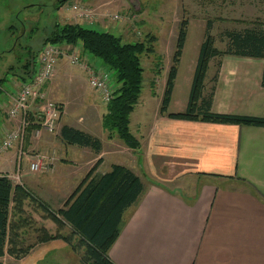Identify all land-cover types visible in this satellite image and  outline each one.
<instances>
[{
	"label": "crops",
	"instance_id": "1",
	"mask_svg": "<svg viewBox=\"0 0 264 264\" xmlns=\"http://www.w3.org/2000/svg\"><path fill=\"white\" fill-rule=\"evenodd\" d=\"M8 9L6 14L12 17L13 10ZM85 23L88 22L80 24ZM186 43L187 35L169 112L183 111L188 99L197 56L187 65L180 81ZM214 59L208 65L204 90L207 93L213 88L211 110L264 117V59L223 55L218 59V68L212 63ZM216 72V80L211 81ZM165 80L160 82L162 89ZM179 82L182 91L178 89ZM50 89L51 86L46 88L47 93ZM179 91L181 99L176 97ZM160 100L158 96L155 110L147 120L135 124L139 149L135 151L125 145H118L117 149L110 143L111 154L121 150L118 160L101 170L103 159L95 170L104 173L112 164H121L139 176L145 186L138 201L124 212L119 234L108 250L109 257L116 264H264V127L170 118L159 113ZM175 105L181 110L173 109ZM63 124L67 123L61 120L56 131L59 140ZM43 136V146L49 148L46 143L49 136ZM100 140L102 149L97 156L104 158V143ZM112 140L114 137L108 142ZM14 151L3 159L11 168L0 169V173L13 170ZM141 161L143 171L152 168L150 171L158 178L142 179L138 171ZM58 169L68 170L69 166L61 162ZM87 171L75 174L74 178L79 179L76 182L71 178L74 174L48 177L40 172L32 174L22 165L20 182H12L24 185L56 210L63 207ZM24 208L49 233L56 232L55 223L34 211L29 200ZM69 232V225L60 231L64 235ZM27 237V243H34L32 232ZM75 239L76 235L73 244ZM83 253V246L74 247L56 238L35 243L21 258L5 252L0 260L1 264H85Z\"/></svg>",
	"mask_w": 264,
	"mask_h": 264
},
{
	"label": "trees",
	"instance_id": "2",
	"mask_svg": "<svg viewBox=\"0 0 264 264\" xmlns=\"http://www.w3.org/2000/svg\"><path fill=\"white\" fill-rule=\"evenodd\" d=\"M211 27L212 21L207 19L186 107L180 112H169L168 106L188 28L187 18H182L179 22L159 113L176 119L264 127V117L212 111L213 88L204 93L205 77L211 59L221 58L223 55L264 59V25L255 22L252 26L239 30L225 29L222 32L225 38L224 49L215 46ZM6 29L12 41L17 39L18 33L21 36L24 32L25 35V30L23 28L20 30L21 28H17L15 24H10ZM42 30L46 29L42 27ZM30 31L33 33L32 28ZM154 40V36L147 34L143 40L128 42L107 30H98L80 23L54 21L36 50L28 44L20 46L21 54L16 57L17 64L10 65L6 72L4 71V75L11 72L17 75L22 83L28 82L36 72L37 57L43 46L46 44L79 46L81 53L99 59L101 66L114 74L115 89L102 117V126L107 130L108 138L115 135L127 147L136 151L140 147V142L130 131V114L142 90L141 55L154 52ZM2 57L4 55H0V58ZM219 63L220 61L217 62V68ZM216 74L217 72L212 80H216ZM3 81L4 77L0 78V83ZM262 84L264 85V71ZM59 136L65 144L87 147L96 154L101 152L100 138L82 129L63 124L59 128ZM101 160V157L97 159L70 193L63 207L56 210L51 209L24 185L14 183L7 174L0 173V258L5 252L14 258H21L35 243L60 238L74 247H84L81 258L85 264H116L109 257L108 250L119 234L124 212L138 201L145 186L139 176L121 164H112L104 173L96 172ZM26 200L31 202L34 211L41 212L43 218H49L55 223L54 234L38 224L25 210ZM67 225L70 232L66 235L61 234L60 231ZM30 232L34 234V243L26 242ZM74 235L77 236L76 244L72 243Z\"/></svg>",
	"mask_w": 264,
	"mask_h": 264
},
{
	"label": "rangeland",
	"instance_id": "3",
	"mask_svg": "<svg viewBox=\"0 0 264 264\" xmlns=\"http://www.w3.org/2000/svg\"><path fill=\"white\" fill-rule=\"evenodd\" d=\"M56 1L0 0V55H4V57L0 58V78L4 77L3 83H0V125L14 127L17 124V121L9 120L6 111L8 109L9 96L13 97L18 92L21 83L17 75H13L11 72L4 75V71L6 72L10 65L17 64L16 57L21 54L20 46L28 44L32 46L33 50H36L54 21L60 23L86 22L75 16V12L71 10L72 5L83 4L97 13L93 22L85 23V26L110 31L120 36L123 41L134 42L143 40L147 34L155 37V42L153 43L154 52L141 55V64L143 66L142 90L139 100L130 114L129 127L134 136H138L135 124H141L143 119L147 120V117L152 115L158 96H162L163 89L160 82L164 81L167 76L168 70L166 68L171 64L177 28L182 18H187L188 28L187 43L179 73L180 81L185 75L187 65L198 54L207 19L212 21L210 31L215 37V46L218 49L225 48V38L222 35L225 29L239 30L252 26L255 22H260L264 25V0H67L58 9L55 8ZM9 7L13 10L14 15L12 17L6 14L10 10L8 9ZM109 14H117L119 19H111L108 16ZM10 24H15L17 28H21L20 30L23 28L25 35H23L24 32L22 31L23 36L18 33L15 41L9 39V33L6 28ZM36 27H39V29L37 30ZM42 27L46 30L43 31ZM31 28L33 33L30 31ZM14 45H17V47ZM78 47L74 46L70 47V49L64 47V50L68 53L76 50L80 55V62L88 63L89 67L93 68L92 65L95 63L101 64L99 59L87 53L84 55V52L81 54V48L79 47V49ZM10 49L14 51H10ZM218 59L220 58H215L212 61L214 66L217 65ZM18 72L19 68L17 67L16 73ZM110 80L111 89L114 90L115 83L112 72H110ZM210 80L212 81V79ZM49 86L52 89L47 93L46 88ZM179 86L178 89L182 91L181 82H179ZM181 91H179L178 95L176 94L179 99L182 97ZM45 92V99L59 104L62 107V113L54 124L52 131L43 130L37 138L31 137L29 134L24 136L21 144H23L25 155H22L21 167L22 165L28 167V160L25 156L33 152H41L47 155L49 166L40 174L48 177L59 176L62 173L67 176L74 174L71 176V178H74L76 177L75 174L82 175L84 171H87L88 168L90 169L95 164L99 156L89 148L61 144V140L56 135L61 120L101 137L100 139H102L105 149L104 158H101L102 160L104 159V163L100 167L101 170H106L112 162L118 160L121 150H117L115 155L111 154L109 152L110 143L118 147L117 149L125 144L115 135L113 136L114 140L108 142V139L110 140L111 138H108V132L102 126V117L106 112L107 103L103 100L99 91L90 87L88 70L79 64H71L66 55H61L58 58L51 79L46 83ZM154 92L155 95L153 96ZM37 105L40 106L41 101H38ZM172 108L181 110V107L176 105ZM141 129L142 127L140 132H142ZM44 134L49 136L46 137L49 138L48 142H46L49 144V148L43 146L44 140L42 138L44 139ZM39 140H42L40 146H38ZM12 150H15L14 157H17L16 147L4 153L0 156V169L11 168L6 166L3 159ZM61 162L64 166H69V169L59 171L58 165ZM14 164L11 173L15 171L16 162ZM138 165V171L142 179L154 180L158 178L150 171L154 170L152 168H145V171H143L141 167L142 161ZM133 166H135V162ZM135 167L137 168V166ZM76 179L74 178V181L77 182L79 179ZM70 186L72 187L73 184H70Z\"/></svg>",
	"mask_w": 264,
	"mask_h": 264
},
{
	"label": "built area",
	"instance_id": "4",
	"mask_svg": "<svg viewBox=\"0 0 264 264\" xmlns=\"http://www.w3.org/2000/svg\"><path fill=\"white\" fill-rule=\"evenodd\" d=\"M71 10L75 12V16L88 23H92L97 14L93 9L83 4L72 5ZM108 16L111 19H119L117 14H109ZM64 49L58 44L43 46L38 54V65L32 79L22 83L18 92L13 97L9 96L10 99L8 98L7 117L9 120L17 121V124L14 127L0 125V156L16 147L15 171L7 174L12 181L20 182L21 159L22 155H25L23 144H21L24 136L29 134L31 137L37 138L43 130L52 131L62 113V107L59 104L45 99L46 83L51 79L61 55H66L71 64H79L88 70L90 87L99 91L106 103L111 98L113 90L110 84V72L94 65H92L93 68L89 67L88 63L80 62L81 58L76 50L68 53ZM38 101H41L40 106L37 105ZM25 157H27L28 170L31 173L42 172L49 166L47 155L41 152H33Z\"/></svg>",
	"mask_w": 264,
	"mask_h": 264
},
{
	"label": "water",
	"instance_id": "5",
	"mask_svg": "<svg viewBox=\"0 0 264 264\" xmlns=\"http://www.w3.org/2000/svg\"><path fill=\"white\" fill-rule=\"evenodd\" d=\"M67 0H57L55 4V8L58 9L61 7Z\"/></svg>",
	"mask_w": 264,
	"mask_h": 264
}]
</instances>
